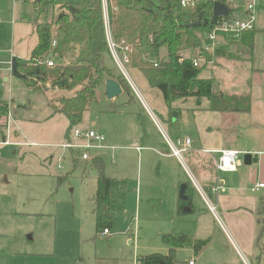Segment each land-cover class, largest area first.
Instances as JSON below:
<instances>
[{
	"label": "rangeland",
	"instance_id": "obj_1",
	"mask_svg": "<svg viewBox=\"0 0 264 264\" xmlns=\"http://www.w3.org/2000/svg\"><path fill=\"white\" fill-rule=\"evenodd\" d=\"M32 1L0 0V96L8 108L0 124L6 132L10 125V137H7L11 142L25 144L0 148V264H138L146 255L166 254L162 238L169 233H186L192 238L198 235L196 239L206 241L197 256L190 247L177 250V264L190 261L240 264L219 223L206 211L197 194L192 195L195 212L177 215V189L187 181L183 168L175 160H160L152 151L165 143L149 120L150 124H142L137 116L122 118L118 114L129 109L139 113V105L125 104L126 95L109 100L102 89L97 91L96 102L84 115V123L89 127L95 123L94 127L105 135L106 142L122 149L118 150L122 154L116 161L110 158V153L103 154L105 174L112 179L108 211L112 225L109 236L96 232L93 213L96 176L87 177L85 173L92 170L77 160L71 162L68 151L60 147L65 143L64 135L68 139L77 126L66 134L65 117L52 116L51 104L73 93L50 89L32 91L11 74V57L29 58L33 49L36 14ZM79 1L55 0V3L62 6ZM56 5L49 7L38 21L49 24L57 12ZM256 26L264 27V6L259 9ZM161 53L165 56L166 49L162 48ZM102 64L117 74L107 54ZM202 66L201 79L213 80L220 70L199 62L198 67ZM127 72L144 96V78L128 65ZM157 94L152 93V102L147 100V104L161 122L158 115L165 117V104ZM14 125L19 129V137ZM161 125L174 141L180 133V123L169 126L162 122ZM141 140L147 141L144 146ZM137 147L145 149L139 159ZM183 158L186 159L185 155ZM161 161L164 162L160 165ZM58 177L65 179L58 183ZM263 218L264 215L260 216V220ZM261 244L264 247V234ZM239 257L243 264L240 253ZM247 262L264 264V255L258 262L253 259Z\"/></svg>",
	"mask_w": 264,
	"mask_h": 264
},
{
	"label": "trees",
	"instance_id": "obj_2",
	"mask_svg": "<svg viewBox=\"0 0 264 264\" xmlns=\"http://www.w3.org/2000/svg\"><path fill=\"white\" fill-rule=\"evenodd\" d=\"M179 1L106 0L111 34L122 52L125 46L130 48L126 55L128 67L138 70L148 85L161 93L169 109L177 100L194 98L197 104L206 99L213 111L247 112V98L227 97L216 92L213 80L201 79L203 66H193L195 50L205 56L206 61L212 58L202 50L201 39L208 29L205 22L211 6L185 9L180 7ZM32 5L36 14L33 24L36 43L27 60L13 58L11 73L32 91L50 89L73 93L51 104L53 114H60L67 120V134L81 123L84 112L95 102L96 91L105 80L117 81L125 91L130 87L113 69L102 64L104 54H109L102 0H80L58 6L49 24L38 20L46 15L49 7L56 5L55 0H33ZM200 13L203 14L200 24L192 27ZM249 33L244 35L247 47L251 46L253 37ZM162 48L166 49L165 59L159 57ZM216 54L230 58L218 50ZM49 60L54 63L52 68L46 67ZM7 109L0 96V118L7 114ZM74 156L75 153H71L73 161ZM87 167L97 175L93 213L98 233L108 230L112 224L108 212L110 181L104 174L101 158H92ZM64 179L58 177L57 181L60 183ZM186 192L188 202L179 201L178 215L183 214L186 204L190 205V195ZM262 209L260 207L257 216L263 214ZM257 222L264 227V219L260 222L258 218ZM162 240L169 248L168 253L146 255L137 261L138 264H175V250L190 247L198 254L206 245V241L192 240L184 234L164 235Z\"/></svg>",
	"mask_w": 264,
	"mask_h": 264
},
{
	"label": "crops",
	"instance_id": "obj_3",
	"mask_svg": "<svg viewBox=\"0 0 264 264\" xmlns=\"http://www.w3.org/2000/svg\"><path fill=\"white\" fill-rule=\"evenodd\" d=\"M56 6L58 7V5ZM263 6L264 0L260 2L256 9L254 31L251 32L253 36L251 46H246L244 42L245 34L241 37L239 41L231 42L226 40L225 42H221L220 45L216 47V50H218L219 53L228 54L230 58L227 56L220 57L216 54L212 56V58L206 63V65L208 64L209 68H216L215 70L220 69L217 72L215 78L213 79L215 91L220 92L227 97L247 98V112L213 111L210 110V104L206 99H201L200 102L197 104L194 98H188L185 100H177L173 102L170 105V109L166 106L163 101V103L165 104L163 113L164 115L166 114V119L165 117L162 118L163 116L159 114L158 116L161 120V122H159L157 116L147 104V100L149 101V103L152 102V93L158 95V92L162 98L161 93L157 89L151 88L144 79L146 83V86L145 84H143L144 86L142 87L145 96L144 97L139 92L137 87H135V85L134 88L137 95L131 89H127L129 92L125 91L120 85L122 90L120 95H126L127 101L125 104L135 103L139 105V113H135L133 109H129V111H127L126 113L119 112L118 114L120 117L123 118L126 115L132 117L137 116L139 120H141L142 124H150V121L159 134L160 131L158 128H160L161 131H163L167 136L168 134L164 131L161 123L165 122L169 126L174 124L175 122L180 123V128L178 127L180 133H178V136L175 137V140L173 142L184 138L190 139V147L183 153V156L185 155L186 157L185 160L183 156L180 161L174 156H172L166 145H163V147L160 149H152V151L157 155L160 160L165 159L164 161L170 162H173L175 160L177 164L184 170L187 179L184 184L186 186L188 184L189 186L186 187L185 192L187 191L186 193L190 195V205L186 204L182 210L183 214L179 216H184L186 214H192L195 212V207L192 202V195L194 193L197 194L202 200L205 208L207 209L206 211H208V213L213 216L214 219H216V221L219 223L229 247L235 253L240 264H242V262L240 260L239 253L246 261L248 259H253L256 262H258L259 259H261V257L264 255V247L261 244V239L264 234V227H262V225L257 222L258 218L261 222L260 217L257 216L260 207L263 208L262 211L264 210V188L259 189L257 192H252L250 190V187L253 184H264V27L256 26L257 14L259 13V9ZM35 43L36 38L33 47L35 46ZM243 54L244 56H241ZM108 56L110 57L109 54ZM159 57L160 59H165L166 55H162L160 50ZM13 58H19L23 60L28 59L21 58L18 56H12L10 64ZM132 70L136 74L144 78L138 70ZM115 75H118L119 77L118 72ZM99 89H102L100 91L105 93L104 84L100 86L97 91ZM55 91L60 92L59 90ZM137 96L139 99L137 98ZM1 100L6 101L3 98H1ZM143 104L154 114L155 118L157 119V123L149 117L143 107ZM89 109L90 107L87 111L84 112L82 121L79 125H77L76 128L81 130L91 129L97 133H101L104 136L102 148L92 151L90 153V160L94 157L101 158L104 162L105 174L106 158L103 154L110 153V158L113 160L115 159L116 161V159L122 154V152H118L120 148H114L106 142L105 135L102 132L98 131V128L96 129L94 127L95 123L90 124L93 127H89L86 123H84V115L89 111ZM53 115L54 114L52 111V116ZM15 123H17V120L14 121V124ZM96 126L98 127V125ZM2 127V124H0V148L25 145L21 142H11L8 139V137H10V125H8V133L4 131V128ZM14 129H16L19 137V129L15 127V125ZM72 137L73 134H71V136L66 139L64 135V142L66 143L68 141H72ZM126 139L129 140L128 138ZM144 139H146V136L144 137ZM5 141L8 142V144H3V142ZM146 142L147 141L142 142L141 140L142 146H144V143ZM30 144L34 146L33 142ZM62 145L63 144H61L60 147L64 149ZM144 150L145 149H143V147L135 148V151L138 153V159L141 157V153ZM222 150H235L240 153V155L238 156V166L234 171L222 172L216 170L219 152ZM66 151H68V155H70L71 158V153L74 152L70 150ZM244 154H250L252 158L256 157V163L252 162L250 165H244L243 157L242 159L240 158V156H243ZM74 157L75 161L77 160L79 163L85 164V166H87V164L90 162V160L80 161L79 154L76 153ZM164 161H161L160 165ZM139 165L140 162H138V167ZM158 167L159 165L157 166V169ZM85 174L87 177L88 175L91 176L92 174H95L97 181L96 172L89 171ZM189 176L195 180L199 189L202 190L203 193H205V195L207 196V198L209 200L211 199L210 201L216 206L217 216H214L212 213L209 212L200 194L189 180ZM106 177L110 181L111 189L112 179L109 176ZM179 179H181V177H179ZM219 182L223 184L224 190L222 192H219L217 195H214L212 194L211 190ZM181 185L183 184H180V186ZM180 186L177 189V215L179 201H182L184 203L188 202L180 200ZM185 208H188L189 211H184ZM262 215H264V211ZM181 234L183 233H169L163 234V236H179ZM184 235H187L192 240H198L196 239L198 238V235L194 236V238H192L186 233H184ZM203 248L201 249V251L203 250ZM166 249L168 253V246H166ZM177 250H175V253ZM194 255L197 256V254L195 253ZM175 264L177 263L175 262Z\"/></svg>",
	"mask_w": 264,
	"mask_h": 264
},
{
	"label": "built area",
	"instance_id": "obj_4",
	"mask_svg": "<svg viewBox=\"0 0 264 264\" xmlns=\"http://www.w3.org/2000/svg\"><path fill=\"white\" fill-rule=\"evenodd\" d=\"M24 1L26 0H15V2L18 3H22ZM262 1L263 0H180L179 5L185 9H196L198 7L207 5L211 6L210 13L207 17V21L205 22L208 29L203 33L201 39L202 50L208 55L212 56L216 50V47L220 45L221 42H225L226 40L231 42L239 41L244 34L254 31L256 9ZM215 4H219L226 8L227 13L214 18L213 6ZM102 6L104 13L105 41L108 53L113 60L119 75L130 87V89L133 90V92L137 95L134 85L131 82L127 72V65L129 64V61L126 55L127 53H130V48L129 46H125L123 52L119 49V44L114 40L109 29L106 0H102ZM199 15H201L202 19L203 14L200 13ZM121 43L124 44V41H121ZM199 62H205V64L207 63L205 56H201V53H196L193 58V66L197 68L199 66ZM45 64L47 68H52L54 65L53 61L51 60L47 61ZM154 66H157L156 62L154 63ZM143 107L149 117L157 123V119L155 118L154 114L149 109H147L144 104ZM8 118H11V114L9 112ZM158 129L171 155L180 161L182 159L183 153L190 147V139L184 138L173 142L163 131H161L160 128ZM72 134V141L64 143L62 147L66 150H70L76 154H79L80 161L90 160V153L94 150L102 148L104 136L101 133H97L91 129L81 130L74 128ZM3 144H8V142L5 141ZM239 155L240 153L235 150L220 151L218 162L216 164V170L222 172L234 171L238 166ZM189 180L200 194L209 212L214 216H217L216 206L207 198L205 193L199 189L193 178L189 176ZM262 188H264V184H253L250 187V190L252 192H257ZM223 190L224 186L221 182H219L212 188L211 192L212 194L217 195ZM99 234L101 236H108L109 231L104 229ZM242 260L243 264H249L246 260ZM189 264L193 263L189 262Z\"/></svg>",
	"mask_w": 264,
	"mask_h": 264
},
{
	"label": "water",
	"instance_id": "obj_5",
	"mask_svg": "<svg viewBox=\"0 0 264 264\" xmlns=\"http://www.w3.org/2000/svg\"><path fill=\"white\" fill-rule=\"evenodd\" d=\"M226 13H227V10L223 6H221L219 4H215L213 6L214 18H216L218 16L225 15ZM200 20H201V15H198L197 21L192 23L191 26L192 27L198 26L200 24ZM104 91H105V95H106L107 99H109V100L116 98L122 92L120 84L117 81L112 80V79L105 80ZM256 161H257L256 157L252 158V156L250 154H244L243 155V164L244 165H250L252 162L256 163ZM186 187L187 186L185 184L180 186V190H179L180 200L187 201V196L184 194ZM184 211H189V209L185 208Z\"/></svg>",
	"mask_w": 264,
	"mask_h": 264
}]
</instances>
